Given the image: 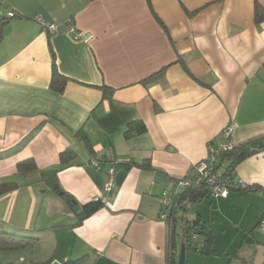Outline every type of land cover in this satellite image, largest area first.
Here are the masks:
<instances>
[{"label":"crops","instance_id":"obj_1","mask_svg":"<svg viewBox=\"0 0 264 264\" xmlns=\"http://www.w3.org/2000/svg\"><path fill=\"white\" fill-rule=\"evenodd\" d=\"M256 3L264 10V0H0L3 18L17 14L0 23V185L9 184L0 191V233L35 240L16 251L30 250L18 252V264L178 261L180 238L171 253L174 225L160 218L161 203L182 191L210 145L225 143L228 125L235 148L262 146L234 167L226 197L208 195L177 216L210 234L208 252H188L185 264H264ZM69 25L92 41L73 39ZM53 62L66 79L62 92L51 87ZM215 161L223 177L230 160ZM28 162L34 170H24ZM53 184L79 208L103 207L79 222ZM13 252H0V264H14Z\"/></svg>","mask_w":264,"mask_h":264},{"label":"trees","instance_id":"obj_2","mask_svg":"<svg viewBox=\"0 0 264 264\" xmlns=\"http://www.w3.org/2000/svg\"><path fill=\"white\" fill-rule=\"evenodd\" d=\"M254 14H255L256 23L258 22L261 23L264 21V10L257 3L255 4ZM181 64L184 67V64L182 62ZM160 74L161 72L150 76L146 80H150L156 75H160ZM65 83H66V79L58 73L55 67V64L53 62L51 87L58 92H62L65 86ZM103 90L106 91V88L103 87ZM254 151L255 150L251 149L250 146L243 145V146H238L237 148H234V151L232 152L222 154L221 156L230 160V163L226 169L227 171H225L223 177L226 180L231 182L232 181L231 174H232V170L234 169V167L238 165L241 161L249 157ZM71 156H72V153L68 151L66 153L61 154L60 159L61 161H63L64 165H67L69 164L68 161L71 160L70 159ZM22 166L25 171H32L35 169L33 162L23 163ZM8 185H9L8 183L1 184L0 191L1 190L5 191L9 189ZM181 190L182 191L180 193L179 192L174 193L171 197L172 199L171 198L170 200L168 199L169 203H168V208L166 209V214L168 216L166 220L172 218L171 223L172 225H174L173 228L171 227V235L169 238V246L171 249V253L174 250L175 237L177 235V237L180 238L181 244H184L185 246L186 254L192 251L205 254L208 252L209 245H210V234L208 230L206 229V227L200 225L198 221L189 223V222H185L183 218H181L180 216L179 217L177 216L179 215V213H183L185 211L186 206L188 204L198 202L208 195L210 196L209 191L203 182H201L198 186L181 187ZM52 191L59 199H61L68 205L69 209H71L72 213L74 214V216L79 222L93 215L94 213H96L103 207V204L101 203V201L96 200L95 202L86 204L79 208L75 200L69 194L65 193L57 184H53ZM168 209H169V213H167ZM176 221H180L181 223L179 226L182 231L181 237L176 233ZM189 224L192 226H188ZM192 229L197 230V232L200 234V236L204 240L202 241L203 245L201 248H198L196 246L195 242L197 241L192 242L190 237L188 236L189 232ZM34 241L35 240L32 238H25V237L15 236V235L7 234V233H0V252H12V251H17L20 249L28 248L29 246L32 245ZM173 257H175V254H172V256L171 254H168L167 260L169 264H177L178 261L173 259ZM74 264H77V262H75Z\"/></svg>","mask_w":264,"mask_h":264},{"label":"built area","instance_id":"obj_3","mask_svg":"<svg viewBox=\"0 0 264 264\" xmlns=\"http://www.w3.org/2000/svg\"><path fill=\"white\" fill-rule=\"evenodd\" d=\"M17 17V14L14 12H8L5 16V18L2 17L0 14V23H4L5 21H8L10 19H14ZM38 21H40L38 19ZM45 29V33L49 36H53L55 34V26L53 25H45L43 27ZM69 34L72 36L73 39L77 41H81L83 43H89L92 41L93 36L91 34L74 30L72 26H67ZM235 126L234 125H228L226 126L222 131V136L225 139L224 144L215 145V146H209L208 148V159L202 162H199L195 165L193 169V175L188 180H183L179 183V186L181 187H187V186H198L201 182H203L206 185V188L209 191V194L211 197H226L228 194V189L233 187V184L226 180L225 178L218 176L215 172V165H216V158L220 157L224 153H229L234 151V144L231 140V134L233 133ZM91 164L98 168V160L93 159L91 161ZM109 182L107 184V190L110 189L113 179V171H109ZM246 186L243 184L240 186V188L244 189ZM169 200L164 199L162 201V206L166 209L168 208ZM160 218L162 220H166L168 218L166 212L161 213ZM192 226V225H188ZM258 229L260 232L264 233V222H261L258 226ZM188 236L190 237L191 241H197L201 240L203 241V238L200 236V234L197 232V230L192 229Z\"/></svg>","mask_w":264,"mask_h":264},{"label":"water","instance_id":"obj_4","mask_svg":"<svg viewBox=\"0 0 264 264\" xmlns=\"http://www.w3.org/2000/svg\"><path fill=\"white\" fill-rule=\"evenodd\" d=\"M262 146L261 143H254L252 144V148H260ZM185 258H186V251L184 244L180 245L179 253H178V262L177 264H185Z\"/></svg>","mask_w":264,"mask_h":264},{"label":"rangeland","instance_id":"obj_5","mask_svg":"<svg viewBox=\"0 0 264 264\" xmlns=\"http://www.w3.org/2000/svg\"><path fill=\"white\" fill-rule=\"evenodd\" d=\"M191 207H189V209H190ZM190 213H191V211H190ZM191 216V215H190ZM177 233H178V235H180V237L182 236V231L180 230V229H178L177 230ZM30 250H28V251H25V252H23V251H18L19 253H21L22 255L23 254H25L26 252H29ZM18 252H13V253H8V254H13V255H11L12 256V258H11V261H13L14 262V264H18V263H20V259H19V257H16L17 256V254H18ZM14 256H15V258H14ZM27 260H28V258H27Z\"/></svg>","mask_w":264,"mask_h":264}]
</instances>
